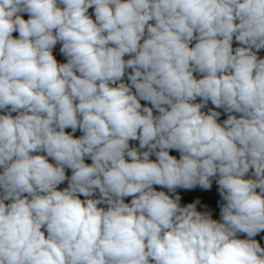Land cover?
<instances>
[{"label": "clouds", "instance_id": "clouds-1", "mask_svg": "<svg viewBox=\"0 0 264 264\" xmlns=\"http://www.w3.org/2000/svg\"><path fill=\"white\" fill-rule=\"evenodd\" d=\"M261 49L264 0H0V264H264Z\"/></svg>", "mask_w": 264, "mask_h": 264}, {"label": "crops", "instance_id": "crops-1", "mask_svg": "<svg viewBox=\"0 0 264 264\" xmlns=\"http://www.w3.org/2000/svg\"><path fill=\"white\" fill-rule=\"evenodd\" d=\"M93 12V9H89V13L92 14ZM23 18L24 19H28L29 16L27 13H23L22 14ZM93 19H95L94 15L92 17ZM149 23H154V21H150ZM15 37L14 38H18V33H15ZM194 43L195 41H193V45H190V46H194ZM233 49H235L236 47H239L241 46L240 44H238V42L235 41V37H233ZM61 47V44L58 42L57 45L55 46V48L53 49V55L55 56L56 60L58 63H66L67 62V59L66 57H64L59 49ZM258 58H262L264 59V49H261L258 53ZM129 56H125V59H128ZM128 71H131V69H129ZM194 75L197 76V78H200V76L196 73H194ZM125 82H128L127 81V76H125L124 78ZM196 103H199L200 102V98H197V100L195 101ZM141 104L142 105H146L148 107H151V104L148 103V102H145L143 100H141ZM208 108H213L214 110L216 111H219L221 112V116L219 117L218 119V122L222 123L223 120L227 119V113L224 112V110L222 108H215L211 102L209 101L208 105L206 108L202 109V111H205L207 112ZM0 114H4V112L2 110H0ZM154 114H157L154 110ZM234 115H237L239 117L240 114H237V113H233ZM13 116L17 115V113H12ZM66 132H71V129L68 128V129H65ZM82 133L77 130V132L74 134V138H78L79 136H81ZM138 141H130V146H138ZM146 150V149H145ZM170 155H173L175 156L177 159L180 158V153L176 150H170ZM150 159L152 160H155L156 157L155 156H151ZM49 162L50 163H54V161L49 158ZM86 163H91V160L90 159H86L85 161ZM0 171H2V168H0ZM251 171L250 170V173L246 176V178L250 177L251 176ZM66 176L70 177L71 176V170L70 169H66ZM67 187V180L62 183L61 185L58 186V190H62L63 188ZM154 187L156 188L157 191H165L166 194H169L171 196H175L176 194H179L181 199H180V206L181 207H184L186 206L187 204L189 203H194L196 201H199V203L196 204V210L198 212H208L211 214V218L213 220H216L218 222L221 221V208H220V205H222L223 203H225V201L222 200L219 192H218V184L216 183V179H213L212 180V187L210 190H203L201 188H199V186H197L196 188L194 189H191V190H185V189H182V188H178L176 190V193H168V190L166 188H161L159 186H155ZM258 191V190H257ZM26 195V194H25ZM98 195V194H97ZM80 199H85L83 196H80ZM132 197H126L125 198V203H130ZM9 201H5V203H8ZM45 235H47V233L45 232ZM237 238L239 239H247V235L246 234H240L238 233L237 234ZM253 239H255L260 245L262 248H264V231H261L259 234H257L255 237H253Z\"/></svg>", "mask_w": 264, "mask_h": 264}, {"label": "built area", "instance_id": "built-area-1", "mask_svg": "<svg viewBox=\"0 0 264 264\" xmlns=\"http://www.w3.org/2000/svg\"><path fill=\"white\" fill-rule=\"evenodd\" d=\"M15 35H16V34H15V33H13V36H14V37H15ZM43 230H44V229L42 228V231H43Z\"/></svg>", "mask_w": 264, "mask_h": 264}, {"label": "trees", "instance_id": "trees-1", "mask_svg": "<svg viewBox=\"0 0 264 264\" xmlns=\"http://www.w3.org/2000/svg\"><path fill=\"white\" fill-rule=\"evenodd\" d=\"M101 207H106V205H100Z\"/></svg>", "mask_w": 264, "mask_h": 264}]
</instances>
